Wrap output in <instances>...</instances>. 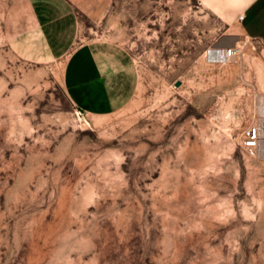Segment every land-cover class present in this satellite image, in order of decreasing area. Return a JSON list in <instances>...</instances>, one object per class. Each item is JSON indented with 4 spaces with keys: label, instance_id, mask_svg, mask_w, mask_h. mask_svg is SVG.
Segmentation results:
<instances>
[{
    "label": "rangeland",
    "instance_id": "rangeland-1",
    "mask_svg": "<svg viewBox=\"0 0 264 264\" xmlns=\"http://www.w3.org/2000/svg\"><path fill=\"white\" fill-rule=\"evenodd\" d=\"M17 1L0 0V264H264V44L221 35L204 0H70L75 43L124 51L135 80L89 117L65 58L8 47Z\"/></svg>",
    "mask_w": 264,
    "mask_h": 264
},
{
    "label": "crops",
    "instance_id": "crops-1",
    "mask_svg": "<svg viewBox=\"0 0 264 264\" xmlns=\"http://www.w3.org/2000/svg\"><path fill=\"white\" fill-rule=\"evenodd\" d=\"M204 2L208 10L220 14L217 18L231 21L221 35L264 44V0ZM72 5L70 0H18L8 21L7 45L28 63L48 64L65 58L61 83L68 101L86 116H107L127 106L134 95L130 59L107 43L76 44L77 18Z\"/></svg>",
    "mask_w": 264,
    "mask_h": 264
},
{
    "label": "built area",
    "instance_id": "built-area-1",
    "mask_svg": "<svg viewBox=\"0 0 264 264\" xmlns=\"http://www.w3.org/2000/svg\"><path fill=\"white\" fill-rule=\"evenodd\" d=\"M239 53L236 47H232L226 50L225 57L227 58H234ZM81 112L79 111V114ZM257 139H258V132L257 129L253 126H249L245 129L244 137L242 141V149L249 154H252L253 151L256 149L257 146Z\"/></svg>",
    "mask_w": 264,
    "mask_h": 264
},
{
    "label": "bare ground",
    "instance_id": "bare-ground-1",
    "mask_svg": "<svg viewBox=\"0 0 264 264\" xmlns=\"http://www.w3.org/2000/svg\"><path fill=\"white\" fill-rule=\"evenodd\" d=\"M225 52H226V50H218V51H210V52H206L205 53V58L206 59H209V58H211V56H216V55H221L222 56V60L224 59V60H226L227 59V57H225ZM217 57V56H216ZM213 58H215V57H213ZM219 59H221V58H219ZM223 60V61H224Z\"/></svg>",
    "mask_w": 264,
    "mask_h": 264
},
{
    "label": "water",
    "instance_id": "water-1",
    "mask_svg": "<svg viewBox=\"0 0 264 264\" xmlns=\"http://www.w3.org/2000/svg\"><path fill=\"white\" fill-rule=\"evenodd\" d=\"M180 85V83L178 82V81H176L175 83H174V87H178Z\"/></svg>",
    "mask_w": 264,
    "mask_h": 264
}]
</instances>
